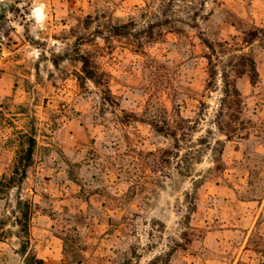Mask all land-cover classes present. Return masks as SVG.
<instances>
[{"label":"rangeland","instance_id":"374dc122","mask_svg":"<svg viewBox=\"0 0 264 264\" xmlns=\"http://www.w3.org/2000/svg\"><path fill=\"white\" fill-rule=\"evenodd\" d=\"M0 264H264V0H9Z\"/></svg>","mask_w":264,"mask_h":264},{"label":"trees","instance_id":"16d2710c","mask_svg":"<svg viewBox=\"0 0 264 264\" xmlns=\"http://www.w3.org/2000/svg\"><path fill=\"white\" fill-rule=\"evenodd\" d=\"M81 61H82V71L84 73V77L92 80L96 85H101V82L96 80L95 71L89 67L88 60L85 58H82Z\"/></svg>","mask_w":264,"mask_h":264},{"label":"clouds","instance_id":"9594fccd","mask_svg":"<svg viewBox=\"0 0 264 264\" xmlns=\"http://www.w3.org/2000/svg\"><path fill=\"white\" fill-rule=\"evenodd\" d=\"M41 8H42V5L40 7H36V8L33 9V13L32 14H33L37 24H40L41 21L44 18L43 15H42V12H41Z\"/></svg>","mask_w":264,"mask_h":264},{"label":"flooded vegetation","instance_id":"af4514ba","mask_svg":"<svg viewBox=\"0 0 264 264\" xmlns=\"http://www.w3.org/2000/svg\"><path fill=\"white\" fill-rule=\"evenodd\" d=\"M8 1L9 0H0V20L8 12Z\"/></svg>","mask_w":264,"mask_h":264},{"label":"bare ground","instance_id":"6f19581e","mask_svg":"<svg viewBox=\"0 0 264 264\" xmlns=\"http://www.w3.org/2000/svg\"><path fill=\"white\" fill-rule=\"evenodd\" d=\"M38 7H40V6H38ZM41 12H42V15H43V17H44V12H43V9L41 8ZM42 22V21H41Z\"/></svg>","mask_w":264,"mask_h":264}]
</instances>
